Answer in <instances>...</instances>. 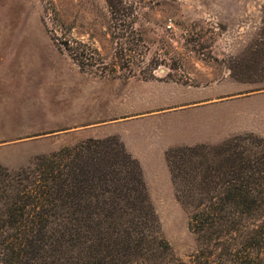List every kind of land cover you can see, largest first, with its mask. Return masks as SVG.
I'll return each instance as SVG.
<instances>
[{"label":"rangeland","instance_id":"1","mask_svg":"<svg viewBox=\"0 0 264 264\" xmlns=\"http://www.w3.org/2000/svg\"><path fill=\"white\" fill-rule=\"evenodd\" d=\"M88 138L123 146L147 202L121 157L106 177L73 163L56 199L27 208L48 228L20 264H264V0H0V193ZM231 138L252 197L201 232L191 217L211 203L166 152Z\"/></svg>","mask_w":264,"mask_h":264},{"label":"trees","instance_id":"2","mask_svg":"<svg viewBox=\"0 0 264 264\" xmlns=\"http://www.w3.org/2000/svg\"><path fill=\"white\" fill-rule=\"evenodd\" d=\"M78 63L80 67L83 66L82 61L79 60ZM235 140L231 138L214 146L199 144L170 148L166 152V160L173 178L177 176L182 179L187 189L198 191L197 199L211 203L209 207L198 208L191 217V226H196L201 232H206L207 226L223 227L236 222L244 214L245 208H227L224 204L247 203L252 197L243 189L247 185V179L242 173L247 169L249 161L246 155L237 149ZM108 142H114L118 147L117 153L106 150L105 145ZM119 157L130 165L129 183L134 186L137 199L142 203L147 202L139 165L125 152L121 144L115 143L111 138H88L71 148L64 147L49 155L37 157L35 166L19 177L18 185L6 193H0V236H3L0 237V264H20L24 260L22 251L28 247L36 246V253L44 250V243L41 241L48 227L29 221L27 208L35 206L38 202L45 205L51 199H56L64 187L67 188L70 169L72 174L75 169L80 171L79 166L70 165L75 163L87 167L86 179L91 172L92 178L96 170L101 171L102 177H106L118 173V169L114 168L119 164ZM19 185L22 187L19 188ZM218 185L223 186L226 191L210 195ZM189 196L195 198L194 194ZM136 217L140 219L141 216ZM9 230L13 233L5 235Z\"/></svg>","mask_w":264,"mask_h":264}]
</instances>
